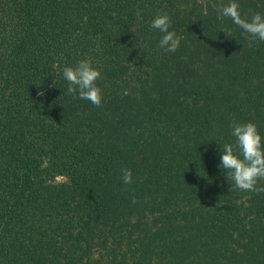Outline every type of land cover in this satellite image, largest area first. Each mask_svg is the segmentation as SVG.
I'll use <instances>...</instances> for the list:
<instances>
[{"label": "trees", "instance_id": "obj_1", "mask_svg": "<svg viewBox=\"0 0 264 264\" xmlns=\"http://www.w3.org/2000/svg\"><path fill=\"white\" fill-rule=\"evenodd\" d=\"M0 264H264V0H0Z\"/></svg>", "mask_w": 264, "mask_h": 264}, {"label": "rangeland", "instance_id": "obj_2", "mask_svg": "<svg viewBox=\"0 0 264 264\" xmlns=\"http://www.w3.org/2000/svg\"><path fill=\"white\" fill-rule=\"evenodd\" d=\"M57 180H59V178Z\"/></svg>", "mask_w": 264, "mask_h": 264}]
</instances>
